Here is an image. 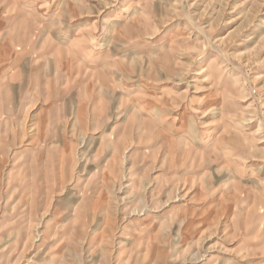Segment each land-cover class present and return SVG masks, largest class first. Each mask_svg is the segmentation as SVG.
<instances>
[{
	"label": "rangeland",
	"instance_id": "1",
	"mask_svg": "<svg viewBox=\"0 0 264 264\" xmlns=\"http://www.w3.org/2000/svg\"><path fill=\"white\" fill-rule=\"evenodd\" d=\"M0 264H264V0H0Z\"/></svg>",
	"mask_w": 264,
	"mask_h": 264
},
{
	"label": "bare ground",
	"instance_id": "2",
	"mask_svg": "<svg viewBox=\"0 0 264 264\" xmlns=\"http://www.w3.org/2000/svg\"><path fill=\"white\" fill-rule=\"evenodd\" d=\"M111 22V18H109L108 19V23H110ZM251 51V50H250ZM252 52V51H251ZM202 69V68H201ZM206 71H207V68L206 67H203V69L202 70H200L197 74L198 75H204L205 73H206ZM259 128H261V126H259ZM258 128V129H259ZM260 132V131H259ZM256 134H259L258 132L256 133Z\"/></svg>",
	"mask_w": 264,
	"mask_h": 264
}]
</instances>
